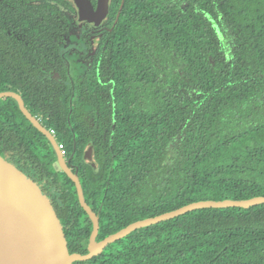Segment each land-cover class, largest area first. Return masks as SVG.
<instances>
[{
    "label": "trees",
    "instance_id": "16d2710c",
    "mask_svg": "<svg viewBox=\"0 0 264 264\" xmlns=\"http://www.w3.org/2000/svg\"><path fill=\"white\" fill-rule=\"evenodd\" d=\"M115 2L93 66L62 74L75 85L65 95L37 63L46 53L31 52L44 22L0 21V93L20 94L66 147L97 239L194 202L264 196V0ZM26 27L31 47L14 37ZM89 143L98 169L83 161ZM0 154L46 184L70 253L87 254L93 223L76 185L10 97L0 98ZM76 264H264V204L195 210Z\"/></svg>",
    "mask_w": 264,
    "mask_h": 264
},
{
    "label": "water",
    "instance_id": "95a60500",
    "mask_svg": "<svg viewBox=\"0 0 264 264\" xmlns=\"http://www.w3.org/2000/svg\"><path fill=\"white\" fill-rule=\"evenodd\" d=\"M76 9L74 21L77 25H96L103 18L101 8H93L90 0H67ZM97 26V25H96ZM13 98L28 120L47 137L53 145L58 163L63 172L75 183L79 201L93 223L88 253H70L64 226L49 195L23 170L0 154V233L11 238L22 248L26 264H76L100 255L111 243L123 239L130 233L156 225L186 213L204 208H250L264 204V196L247 200L198 201L162 215L130 224L126 228L97 241L100 230L99 216L85 200L78 172H73L65 161L55 137L25 105L22 96L13 91L1 92L0 98ZM84 161L98 168L93 144L83 152Z\"/></svg>",
    "mask_w": 264,
    "mask_h": 264
},
{
    "label": "flooded vegetation",
    "instance_id": "af4514ba",
    "mask_svg": "<svg viewBox=\"0 0 264 264\" xmlns=\"http://www.w3.org/2000/svg\"><path fill=\"white\" fill-rule=\"evenodd\" d=\"M115 1L116 0H90L93 8L96 10L101 8V12L104 15L102 20L97 22V26L90 23H84L80 26L77 25L74 21L76 9L67 0H0V4L4 6V10L0 11V21H32V17L37 16L34 18L36 21L44 22L45 27L43 26V31L47 30V32H45L44 35L39 36L38 39L36 38L39 42L36 48H34L35 51L33 49L31 52L32 54H34V52L46 53L44 54L45 61L39 59L37 63L41 65V71L43 73L49 75V78L57 80L56 83L50 84L49 87L60 89V93L65 95L66 89L72 87V90H75V85L73 82L65 81L62 74L81 71L85 72V70H89L93 66L104 33L116 25L120 16L119 11L123 8L122 2L119 11L116 12ZM42 8L44 12H47L46 17L42 16ZM18 11H20V17L18 16ZM13 14L18 18H12ZM8 16L9 18H7ZM24 30L26 31L24 34H15L14 37L27 41V44H30L31 47L33 46V43L31 42V40L33 41V38L32 35L29 34L31 29L26 27ZM9 33H11V31H9ZM50 48L57 50V52L54 53ZM36 49L38 51H36ZM44 49H47L48 51H43ZM49 53H51V55ZM45 85L47 86V84ZM47 129L51 133V129ZM52 135L55 137L60 149L61 144L58 142L57 135L55 133ZM89 144H87L86 147ZM62 146L65 149V153H63L61 149L60 151L73 171L75 164L72 163L71 157L68 156L66 147L64 145ZM54 165L56 169L57 167L59 168L58 170L61 169L58 163V157ZM38 184L45 192L47 191L46 184L43 182ZM48 195L51 197L50 194ZM97 241L101 240L97 239Z\"/></svg>",
    "mask_w": 264,
    "mask_h": 264
},
{
    "label": "bare ground",
    "instance_id": "6f19581e",
    "mask_svg": "<svg viewBox=\"0 0 264 264\" xmlns=\"http://www.w3.org/2000/svg\"><path fill=\"white\" fill-rule=\"evenodd\" d=\"M0 264H26L22 248L2 233H0Z\"/></svg>",
    "mask_w": 264,
    "mask_h": 264
},
{
    "label": "built area",
    "instance_id": "2783aa9c",
    "mask_svg": "<svg viewBox=\"0 0 264 264\" xmlns=\"http://www.w3.org/2000/svg\"><path fill=\"white\" fill-rule=\"evenodd\" d=\"M51 133L54 134L55 133L54 130L51 129ZM60 149L63 151V153H65V149L62 145H60Z\"/></svg>",
    "mask_w": 264,
    "mask_h": 264
},
{
    "label": "rangeland",
    "instance_id": "374dc122",
    "mask_svg": "<svg viewBox=\"0 0 264 264\" xmlns=\"http://www.w3.org/2000/svg\"><path fill=\"white\" fill-rule=\"evenodd\" d=\"M176 144H177V143H175V145L172 147V149H171V150H173V149H174V147H176ZM57 169H59V168L57 167Z\"/></svg>",
    "mask_w": 264,
    "mask_h": 264
}]
</instances>
